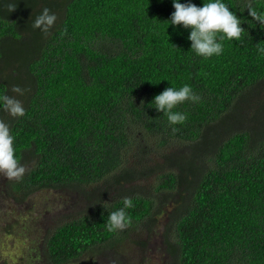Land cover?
<instances>
[{
    "label": "trees",
    "instance_id": "trees-1",
    "mask_svg": "<svg viewBox=\"0 0 264 264\" xmlns=\"http://www.w3.org/2000/svg\"><path fill=\"white\" fill-rule=\"evenodd\" d=\"M40 1L57 20L47 35H27ZM7 2L0 0V61L9 68L0 74V95H15L13 85L30 91L17 97L21 117L0 105L27 168L19 181L0 179V201L22 206L41 190L97 182L143 150L140 138L158 149L182 140L192 154L156 185L185 194L164 233L174 264H264V100L239 104L264 81V25L248 15V0H222L245 31L220 41L223 52L209 58L190 49V29L168 21L172 0H16L13 12ZM251 3L264 11V0ZM185 84L201 101L177 105L173 111L187 119L170 125L153 98ZM127 197L129 227L152 219V199ZM122 199L60 220L42 242L47 262L66 264L116 239L119 230L108 231L107 222ZM13 224L3 223L0 236L17 232Z\"/></svg>",
    "mask_w": 264,
    "mask_h": 264
},
{
    "label": "rangeland",
    "instance_id": "rangeland-1",
    "mask_svg": "<svg viewBox=\"0 0 264 264\" xmlns=\"http://www.w3.org/2000/svg\"><path fill=\"white\" fill-rule=\"evenodd\" d=\"M40 2L44 3L38 8L42 11L48 4ZM28 28L27 35L36 30L31 23ZM0 71L2 76L9 72V68L4 69L3 60L0 61ZM242 96L240 106H252L256 101L264 100V81L261 86L246 90ZM140 142L142 151H136L116 172L90 185L75 184L57 190H41L22 206L0 201V227L5 222L14 223L15 230H19L18 233L0 236V264L4 261L9 264H49L41 246L45 233L60 220L79 217L95 205L109 204L118 198L133 195L154 201L152 219L146 218L132 227L119 230L117 240L94 247L66 264H111L114 259L118 264H174L175 258L164 233L168 215L185 194L182 188L157 192L156 185L163 172H178L180 167L176 164L181 163L183 158L187 159L192 150L189 143L182 140H169L166 146L159 149L149 146L147 138H140ZM124 172L129 175H124ZM0 176L1 180L6 179L2 174Z\"/></svg>",
    "mask_w": 264,
    "mask_h": 264
},
{
    "label": "clouds",
    "instance_id": "clouds-1",
    "mask_svg": "<svg viewBox=\"0 0 264 264\" xmlns=\"http://www.w3.org/2000/svg\"><path fill=\"white\" fill-rule=\"evenodd\" d=\"M172 6L175 11L168 20L171 25H181L186 29H190L188 36L191 47L196 55L209 58L213 55H220L223 52V46L220 41L225 38L231 40H239L245 29L242 28L241 19H239L222 0H210L203 3L202 7H198L191 3H180L179 0H172ZM7 12L16 10V0H8L5 4ZM248 15L258 21L260 25H264V11H258L253 7L251 0L245 5ZM57 16L47 7L43 8L41 13L36 16L32 23L33 29H40L45 35L55 24ZM258 51L264 54V47H258ZM15 95H0V105L3 111L12 117H21L25 114V109L18 96L26 95L30 89L22 88L19 85H13L10 89ZM190 101L199 103L201 97L193 92L191 86L185 84L179 89L166 87L160 94L153 98V103L157 111L162 112L170 125L183 124L187 119L186 113L173 111V109ZM178 129L173 127L172 132ZM13 136L10 133L9 125L0 119V174L9 180L19 181L27 168L15 156L13 147ZM123 207L113 211L108 216V231L124 230L131 224V218L126 214L125 209L134 207L131 197H123ZM111 264H118L116 259Z\"/></svg>",
    "mask_w": 264,
    "mask_h": 264
}]
</instances>
